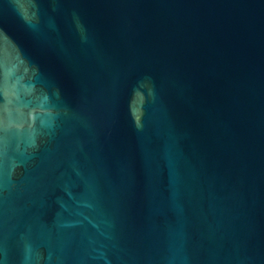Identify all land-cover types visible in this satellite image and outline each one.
Returning a JSON list of instances; mask_svg holds the SVG:
<instances>
[{"label":"water","instance_id":"95a60500","mask_svg":"<svg viewBox=\"0 0 264 264\" xmlns=\"http://www.w3.org/2000/svg\"><path fill=\"white\" fill-rule=\"evenodd\" d=\"M0 264H264V0H0Z\"/></svg>","mask_w":264,"mask_h":264}]
</instances>
